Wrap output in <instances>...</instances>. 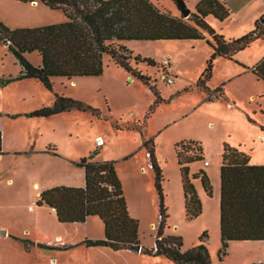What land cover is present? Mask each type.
<instances>
[{
  "label": "rangeland",
  "instance_id": "1",
  "mask_svg": "<svg viewBox=\"0 0 264 264\" xmlns=\"http://www.w3.org/2000/svg\"><path fill=\"white\" fill-rule=\"evenodd\" d=\"M149 1L162 11L181 17L171 0ZM199 1L184 0V3L193 13ZM222 2L230 11L228 19L216 23L212 17L207 22H213L215 29L210 27L225 40L236 39L250 32L254 21L264 14V2L261 0ZM0 20L12 29L37 28L62 23L65 17L62 11L51 10L41 3L36 6L19 0H0ZM259 45L260 42H253L248 49ZM123 46L132 53V57L139 56L155 63L154 66H148L130 60L131 68L149 79L147 85L112 65L111 59L104 56L103 72L99 77L76 78L74 83L64 78L52 80L54 92L98 109V117L89 112L71 110L56 117L39 119L18 115L16 112L29 109L39 102L48 103L45 106H49L53 101L52 92L34 81L0 84V120H4L2 131L7 136L10 133L24 135L26 141L34 138L37 144L52 142L51 145L60 150L69 144L78 155L87 156L97 151L99 153L93 157L94 160L116 162L128 210L131 215L138 217L134 219L139 220L138 238L142 249L154 245L159 218L154 174L144 147V143L151 140L155 160L163 177L161 186L167 209L164 235L180 237L182 250L185 251L198 245L199 237L205 233L207 237L204 245L212 264H254L264 260V242L228 243L225 255L222 256L219 229L220 156L223 143L235 148L240 145V149L249 156L251 165L264 166V142L260 144L254 139H248L246 135L249 133L244 134L254 128L259 131V125L264 126V82L251 79L249 75L240 77L243 80H231L230 77L223 79L228 72L215 62L211 80L205 84L209 91L197 88V80L210 56L205 41H133ZM169 57L170 62L178 68L172 85L162 80L165 71L161 63ZM29 60L33 63L40 61L36 53L29 55ZM228 64L242 72L236 63ZM17 65L18 62L8 48L0 43V79L2 75L5 80L15 75ZM226 70L236 76L235 70ZM222 83L224 96L215 98L217 94L213 90ZM153 90L160 99L157 103ZM261 93V98L249 99L250 95L258 97ZM206 95L213 102L202 105ZM228 101L234 104L233 107H227ZM245 113L252 120L248 122ZM189 139L199 141L203 158L189 165V176L202 170L211 186L209 197L200 180L193 181L201 203V214L193 220H187L184 214H180L184 211V196L174 149L177 143ZM97 140H101L100 146ZM129 149H138L140 153L133 152L126 156V160H123L126 157L120 158ZM205 161L207 165H204ZM93 231L91 229L89 235H95ZM76 239L77 243L83 241L82 234ZM6 248H9L8 241L0 239V251H6ZM33 256L30 255L31 264H53L49 258L56 257V253L40 247ZM61 260L59 264L63 263ZM72 264L174 263L165 258L127 252L99 260L84 252Z\"/></svg>",
  "mask_w": 264,
  "mask_h": 264
},
{
  "label": "trees",
  "instance_id": "2",
  "mask_svg": "<svg viewBox=\"0 0 264 264\" xmlns=\"http://www.w3.org/2000/svg\"><path fill=\"white\" fill-rule=\"evenodd\" d=\"M23 3L39 2L51 10L62 11L65 21L37 28H9L0 20V43H3L21 66L15 78L0 79V84L23 79H35L48 91H52L53 78L99 77L103 72V58L123 69L127 74L147 85L148 78L131 68L152 60L132 57L123 45L126 41H205L211 49L206 67L197 80L196 87L209 91L205 84L212 76L216 59L235 63V55L254 41H264V24L261 18L255 21L250 32L225 40L206 22L212 16L223 22L230 16L229 9L221 0H200L188 18L175 17L160 10L149 0H19ZM175 5L178 0H171ZM184 2V0H181ZM186 19V20H185ZM37 53L40 66H33L26 54ZM251 73L264 82V58ZM203 86V87H202ZM156 101H160L153 90ZM215 98L223 96L222 86L213 90ZM207 102H212L211 98ZM71 110L89 112L98 117V109L62 95H55L53 103L29 114L30 118L50 117ZM264 132V126H260ZM147 145H150L147 147ZM150 168L154 174V186L158 196V225L152 248H143L141 253L149 257H163L174 264H212L203 233L199 244L182 250L180 237L164 235L166 207L152 141H146ZM179 166L184 195V215L193 220L201 214V203L193 181L199 179L207 196L211 186L204 171L189 176V165L201 161L202 148L195 141H181L174 147ZM97 151L81 158L77 167L85 173L83 188L55 187L43 191L37 205L54 209L60 223H84L88 217H97L104 227V237L86 240L85 247H106L112 251L126 250L139 245L138 221L127 211L122 185L116 172V162H93ZM124 158L123 160H126ZM249 156L239 149L223 143L220 163V244L225 255L229 242H264V166L250 165Z\"/></svg>",
  "mask_w": 264,
  "mask_h": 264
},
{
  "label": "crops",
  "instance_id": "3",
  "mask_svg": "<svg viewBox=\"0 0 264 264\" xmlns=\"http://www.w3.org/2000/svg\"><path fill=\"white\" fill-rule=\"evenodd\" d=\"M31 4L38 6L40 3L35 2ZM263 16L264 14L260 18H262ZM210 18H212V16H208L206 18V22ZM259 19H256L255 21ZM214 20L216 21V23L217 22L221 23L216 19ZM212 23L208 24L207 22L209 26L215 29V26ZM126 42H133V41H126ZM126 42H123L122 45ZM154 42H159V41H154ZM254 42H260V45L255 46L252 49H248L249 48L248 47L245 50L235 55V60L237 62L236 64L241 67L242 72L241 70L238 71L235 68H233V66H230L228 64L229 62L231 63L233 61L216 59L215 62L218 64V66L222 67L223 69H225L226 72H228L226 73L223 70L224 74L225 73L228 74L225 77H222L223 79L230 77L231 80L233 78H238L239 80L240 79L243 80V78L240 77H246L245 75H249L251 79L259 80L256 78L255 75L251 73L250 69H252L256 64H258L264 58V41L256 40ZM210 53H211V49H210ZM31 54H26V59L33 66L36 67L40 66L41 64L40 57L38 56L40 59L39 63H33L29 60V55ZM168 60L170 62V57L168 58ZM229 68L231 70L232 69L235 70L236 76L229 74V71L226 70ZM20 73H21V66L18 64L15 70V75H10L8 79L15 78L19 76ZM177 73H178V68L176 67L175 64L170 62L169 74L173 76L172 84H174V81L177 77ZM1 79H5L3 75ZM74 79L76 78H73L69 81L74 83L73 82ZM24 81H26L27 83L30 81L39 83L35 79H23L14 82H24ZM222 84L224 86V83ZM222 84L220 86H222ZM50 92L53 93V101L56 94L62 95L54 92L53 88L52 91ZM178 92L179 91H177L176 93ZM262 96H263L262 93L258 97L254 95H250L249 99L252 101L258 99L259 97L261 98ZM208 98L210 97L206 95L205 99L201 104L203 105L204 103L208 104L213 102V101L207 102ZM47 104L48 103L39 102L33 106H30L29 109L25 108L22 109V111H17L16 114L22 116L27 115L39 108L48 107L45 106ZM233 105H231V103L228 101L227 107H233ZM198 107L199 105L196 108ZM7 112L9 113L10 111ZM64 113H68V112H64ZM64 113H60L45 118L56 117ZM245 117L246 120H248V122L249 120H252L251 118H249V116L246 113H245ZM45 118L41 117L39 119H45ZM2 126H4L3 119L0 120V239H4L8 241L9 248L8 249L6 248V251L5 250L0 251V264H15V263L31 264L32 259L30 258V255L32 256L33 254L36 255V251L39 250L40 247H44L56 253V257L49 258V260L52 259L51 263L53 264H59L58 261L61 259H62L61 261L63 262V263L61 262L62 264H72L77 259V257L83 256L84 252L88 253V255L98 258L99 260L101 258L104 259V258L117 257V255H122L125 252L135 253L129 249L112 251L111 249L106 247H85L83 245L84 241L91 239L99 240V239H103L104 237V227L102 222L99 220V218L88 217L84 223H60L57 220L54 209L50 208L47 205L44 204L37 205L36 203L37 200L39 199L40 194L48 189H52L55 187H62V186L70 187V188H83L85 186V173L82 168L77 167L76 163L81 158L89 156L90 153L87 156L78 155L77 152H75V150H72V147L69 144L66 145L64 149L61 150L51 145L52 142L37 144L36 139L31 138L26 141L24 135H20L16 133H10L9 136H7L5 132L2 131ZM260 126L261 125H259V127ZM247 133H249L248 135H246L249 136L247 137L248 139L250 140L254 139L258 141L260 144L264 142V132H262L261 130L258 131L257 129L254 128L253 130L244 132V134ZM189 140L199 143V141H197L196 139H189ZM236 148L239 149L241 152H243L240 149V145H238V147ZM133 152L140 153L138 152V149H129L126 152L122 153L120 158L129 156V154H132ZM92 161L100 162L94 159H92ZM220 163H221V156H220ZM127 211L132 219L138 218L135 217L134 215H131V212L128 210V207H127ZM180 214L183 215L184 211L183 213L180 212ZM137 221L139 220L137 219ZM153 226L154 225L152 224V227ZM91 229L94 230L93 232L95 233V235L93 236L89 235ZM79 234L80 235L82 234L83 241L77 243L76 237ZM58 241L62 242L63 246H59L57 244ZM240 242H255V241H240ZM151 247H153V245ZM135 254H142V253L140 251L139 253H135ZM254 264H264V260L262 261L259 260Z\"/></svg>",
  "mask_w": 264,
  "mask_h": 264
},
{
  "label": "water",
  "instance_id": "4",
  "mask_svg": "<svg viewBox=\"0 0 264 264\" xmlns=\"http://www.w3.org/2000/svg\"><path fill=\"white\" fill-rule=\"evenodd\" d=\"M176 7L183 18H188L190 16L191 11L189 8H187V6L185 5L183 1L181 0L176 1ZM261 22L264 23V19H262ZM128 249L135 253H139L141 251L140 245L132 246Z\"/></svg>",
  "mask_w": 264,
  "mask_h": 264
},
{
  "label": "built area",
  "instance_id": "5",
  "mask_svg": "<svg viewBox=\"0 0 264 264\" xmlns=\"http://www.w3.org/2000/svg\"><path fill=\"white\" fill-rule=\"evenodd\" d=\"M264 2V0H261ZM161 66L163 67V70L165 71V74L162 77V80L166 83L171 85L173 83V76L169 74V66L170 62L168 59H165L162 61ZM101 140H97V145L100 146ZM207 161L204 162V165H207ZM57 244L59 246H63V243L58 241Z\"/></svg>",
  "mask_w": 264,
  "mask_h": 264
}]
</instances>
